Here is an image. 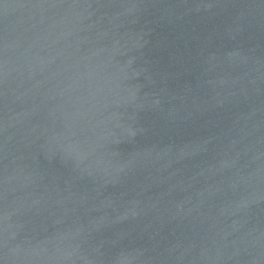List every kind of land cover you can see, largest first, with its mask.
Returning <instances> with one entry per match:
<instances>
[{
    "label": "water",
    "instance_id": "1",
    "mask_svg": "<svg viewBox=\"0 0 264 264\" xmlns=\"http://www.w3.org/2000/svg\"><path fill=\"white\" fill-rule=\"evenodd\" d=\"M0 264H264V0H0Z\"/></svg>",
    "mask_w": 264,
    "mask_h": 264
}]
</instances>
